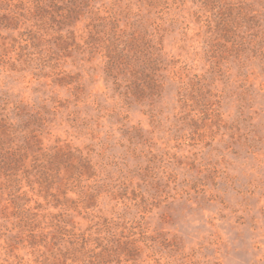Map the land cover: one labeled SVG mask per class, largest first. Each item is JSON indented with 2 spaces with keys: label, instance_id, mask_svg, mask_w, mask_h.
<instances>
[{
  "label": "rangeland",
  "instance_id": "1",
  "mask_svg": "<svg viewBox=\"0 0 264 264\" xmlns=\"http://www.w3.org/2000/svg\"><path fill=\"white\" fill-rule=\"evenodd\" d=\"M165 1L94 2L119 18L122 43L149 23L146 34L162 42L168 62L158 72L161 90L150 77L141 91L118 84L102 45L91 53L86 43V18L76 25L83 46L60 59L61 73L36 62L0 64V95L41 109L46 144L70 143L92 158L97 205L68 213L76 231L128 249L136 243L138 258L126 250L121 264H264V0H222L213 9ZM53 205L45 203L34 245L11 247L10 230H0V264H71L54 244L49 223L63 209Z\"/></svg>",
  "mask_w": 264,
  "mask_h": 264
},
{
  "label": "trees",
  "instance_id": "2",
  "mask_svg": "<svg viewBox=\"0 0 264 264\" xmlns=\"http://www.w3.org/2000/svg\"><path fill=\"white\" fill-rule=\"evenodd\" d=\"M95 1L0 0V64L22 70L36 62L61 73L60 59L72 56L83 46L77 22L90 18L87 24L92 28L86 43L91 42V53L102 45L107 71L117 77L118 84L127 80L131 83L129 88L141 91L150 77L152 88L161 90L158 72L166 70L168 62L162 42L151 44L146 34L149 23L139 26L137 37L130 33L129 39L122 43L117 33L119 18L101 15ZM201 1L211 9L216 4L220 7L222 2ZM165 4V0H151L150 6L158 8ZM108 19L111 23L106 30ZM103 27L107 37L99 36L103 44L97 45V33ZM151 72L159 75L151 77ZM71 79L70 74H65V83L72 82ZM47 121L41 109L34 111L22 101L0 95V201H6V207L10 208L4 215L6 222L2 223L5 231L2 227L0 230L3 229V234L10 230L9 246L24 240L32 245L37 243L39 230H43L45 203L53 202V206L63 209L49 223L55 230L51 231L54 244L59 251L62 246L63 259H70L71 264H121L123 259L119 256L126 250L133 259L138 258L141 249L136 243L128 249L118 240L93 238L92 232L76 231L77 225L68 210L88 212L97 205L100 192L94 183H88L97 176L96 166L80 147L70 143L46 144ZM70 191L77 192L78 196L73 197Z\"/></svg>",
  "mask_w": 264,
  "mask_h": 264
}]
</instances>
